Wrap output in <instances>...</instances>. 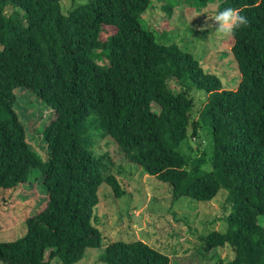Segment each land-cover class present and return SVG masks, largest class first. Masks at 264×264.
Instances as JSON below:
<instances>
[{"label": "trees", "instance_id": "obj_1", "mask_svg": "<svg viewBox=\"0 0 264 264\" xmlns=\"http://www.w3.org/2000/svg\"><path fill=\"white\" fill-rule=\"evenodd\" d=\"M170 1L168 16L178 4ZM183 1L201 8L220 1L218 11L233 8L247 18L231 33L236 88L145 26L152 0H86L68 13L61 0H0V190L26 186L38 170L47 195L22 237L0 241L2 264H77L101 246L94 223L101 187L115 198L124 191L116 176L105 177L107 155L94 150L100 136L169 184L173 201L211 202L225 190L228 229L203 237L204 250L230 248L231 264H264V0ZM193 89L207 94L200 123ZM22 90L55 112L41 136L47 161L17 112ZM199 124L211 141L195 157L183 146ZM103 261L171 264L140 240L109 243Z\"/></svg>", "mask_w": 264, "mask_h": 264}, {"label": "rangeland", "instance_id": "obj_2", "mask_svg": "<svg viewBox=\"0 0 264 264\" xmlns=\"http://www.w3.org/2000/svg\"><path fill=\"white\" fill-rule=\"evenodd\" d=\"M85 1L61 0L63 12L68 13ZM168 1L176 4L170 0H152L145 26L156 32L164 43L176 44L192 54L204 70L219 77L224 86L236 88L240 74L231 54L233 36L216 33L212 20L220 1L201 8L177 0L171 16L164 10ZM7 13H12V10L8 8ZM170 86L180 90L173 81ZM16 94L17 112L26 127L28 142L42 160L47 161L49 152L41 136L47 123L55 119V112L27 90ZM191 94L196 101L193 117L200 123L207 94L197 89H193ZM154 108L157 109L156 106ZM196 134L190 132V139L183 149L186 154L200 157L205 154L211 136L207 131L205 133L202 124H199ZM94 150L98 155H107L105 177L116 176L121 181L124 195L115 198L109 186L101 187L99 203L94 209V223L102 233L101 246L88 249L77 264H105L103 257L109 243L138 240L169 256L171 264H231L233 252L230 248L207 252L203 241V237L212 231L225 233L228 229L227 216L231 207L225 190L222 189L211 202H198L186 197L173 201L170 185L130 163L111 138L96 137ZM41 182V172L34 170L26 186L0 190V241L10 242L22 237L26 233V219L45 208L47 195ZM50 264L63 263L54 259Z\"/></svg>", "mask_w": 264, "mask_h": 264}, {"label": "clouds", "instance_id": "obj_3", "mask_svg": "<svg viewBox=\"0 0 264 264\" xmlns=\"http://www.w3.org/2000/svg\"><path fill=\"white\" fill-rule=\"evenodd\" d=\"M212 20L216 25L215 32L221 35L231 34L248 23L247 18L233 8L217 11ZM190 22L191 20L189 25Z\"/></svg>", "mask_w": 264, "mask_h": 264}]
</instances>
